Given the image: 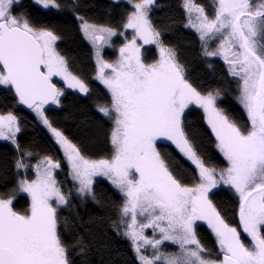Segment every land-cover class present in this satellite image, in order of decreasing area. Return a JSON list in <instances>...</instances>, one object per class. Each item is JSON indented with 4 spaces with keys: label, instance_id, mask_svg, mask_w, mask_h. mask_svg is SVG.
<instances>
[{
    "label": "snow or ice",
    "instance_id": "obj_1",
    "mask_svg": "<svg viewBox=\"0 0 264 264\" xmlns=\"http://www.w3.org/2000/svg\"><path fill=\"white\" fill-rule=\"evenodd\" d=\"M34 2L71 17L92 47L106 96L94 102L99 118L86 116L74 133L50 118L45 105H61L65 92L54 78L91 95L60 47L68 27L36 22L18 11L20 0H0V86L37 115L59 152L57 158L35 141L22 143L21 117L0 112V140L12 145L0 160V264H94V255L95 264H115L118 250L105 228L134 253L123 264H264V0H113L102 16L85 0ZM160 9L165 17L155 15ZM178 23L194 31L201 60L223 59L243 116L218 106L220 88L192 81L166 39ZM113 37L123 43L107 59ZM145 45L158 55L149 59ZM192 105L203 110L222 163L189 130ZM100 135L110 151L93 158L87 151ZM165 142L187 167L159 146ZM65 169L71 187L58 179ZM98 176L111 182L119 200L97 192ZM219 191L233 194L230 205L215 199ZM22 194L27 203L17 207ZM89 201L101 215L82 214ZM201 222L215 237V250L203 242Z\"/></svg>",
    "mask_w": 264,
    "mask_h": 264
},
{
    "label": "trees",
    "instance_id": "obj_2",
    "mask_svg": "<svg viewBox=\"0 0 264 264\" xmlns=\"http://www.w3.org/2000/svg\"><path fill=\"white\" fill-rule=\"evenodd\" d=\"M86 3H95L99 6L97 9L98 15H103V9L112 5L113 0H85ZM163 3H175V0H162ZM207 2V0H201ZM127 1L121 0V4ZM21 7L18 11H27L32 14L33 19L41 24H51L57 26H67L68 31L65 33V39L60 42V47L63 53L69 58L70 65L74 72L80 74L85 78L89 84L91 95L79 93L77 90L65 87L64 83L55 80L59 87L64 88V96L62 97L61 105L46 106L49 109V116L55 117L68 132L74 133L77 129V124L85 119V117L99 118L94 108V102L100 97L106 96V89L103 84L95 78V60L92 56V47L88 41L84 40L82 36L75 30L70 16L63 14L49 13L47 10L42 9L36 5L33 0H20ZM114 7V5H113ZM155 15L157 17H165V10H157ZM167 15H172L168 13ZM178 18L180 13L175 11ZM159 22V21H158ZM163 22H167L164 20ZM127 35L130 36L129 30ZM166 39L175 45L178 49L182 61L186 63L188 73L192 81L203 89L213 90L216 88L221 89V95L217 101L218 106L225 109L229 114L241 117L244 115L241 106L236 100V85L232 78L226 75V68L224 61L219 57H211L208 60H201L199 56V44L196 41V36L193 30L186 29L179 23L174 31L166 34ZM115 47L105 50V58L115 59L118 56V46L123 43V37L114 38ZM142 52L151 59L158 55L154 45H145ZM208 64L213 65L209 68ZM214 69V70H213ZM191 111L186 110L187 122L189 130L196 134L199 142L206 152L216 163H222L223 157L219 150L215 148L214 136L211 133L210 127L207 125L204 117L203 110L196 106H190ZM5 110H12L23 120V131L19 134L18 138L22 143H32L35 141L40 149L50 151L59 158V152L53 148L50 143V133L45 127L41 125L37 117L31 110L24 108L22 104H17L13 95L6 91L3 86H0V112ZM54 110V111H52ZM65 117H72L64 119ZM107 127V125H105ZM169 142L159 145L162 149H167L180 164L187 167L183 160H180L176 153L173 151L174 146H169ZM110 151V145L107 140L102 136H97L91 141L87 154L93 158L106 156ZM12 145L10 142L0 140V160L5 154H11ZM63 164V161H62ZM58 179L66 181V186L71 187V180L67 177L66 169L64 172L59 173ZM95 185L96 190L105 198L119 200L120 194L107 180L98 178ZM216 200L230 205L233 199V194L227 191L217 192ZM17 207H23L27 203L26 194H22L15 202ZM82 214L87 216L101 215L98 206L89 201L86 208L81 209ZM66 215L68 213H65ZM202 227L199 229L203 242L207 247L215 250V237L211 234V230L206 224L201 223ZM107 238L111 240L112 246L118 251L112 253L115 264H123L124 261L131 262L134 253L130 250L128 241L116 237L115 233L105 228ZM168 250H175V247L168 244ZM93 262L99 259L97 256L92 257ZM79 264V261H78Z\"/></svg>",
    "mask_w": 264,
    "mask_h": 264
},
{
    "label": "rangeland",
    "instance_id": "obj_3",
    "mask_svg": "<svg viewBox=\"0 0 264 264\" xmlns=\"http://www.w3.org/2000/svg\"><path fill=\"white\" fill-rule=\"evenodd\" d=\"M34 1V0H33ZM124 1H127V0H124ZM114 38L115 37H113V40H114ZM89 43V42H88ZM90 44V43H89ZM108 48H112V47H108V46H106L105 47V50L106 49H108ZM219 58H221V57H219ZM222 59V58H221ZM223 60V59H222ZM54 80H57V81H60V82H62V83H64L63 81H62V79L60 78V77H56V78H54ZM64 85H65V87H67V85L64 83ZM68 88V87H67ZM74 90H76V89H74ZM78 91V90H77ZM193 106H196V107H199L198 105H193ZM45 108H46V105H45ZM200 108V107H199ZM201 109V108H200ZM32 111V110H31ZM33 112V111H32ZM34 113V112H33ZM34 115L37 117V115L34 113ZM37 119H38V117H37ZM38 121H39V119H38ZM40 122V121H39ZM42 125V124H41ZM43 126V125H42ZM44 127V126H43ZM170 143V142H169ZM98 178H102V179H105V180H107L110 184H111V182L106 178V177H102V176H98V177H96V179H98ZM112 185V184H111ZM201 223H203V222H201ZM147 234L148 235H151V230L149 229V230H147ZM166 244H170L169 242H166Z\"/></svg>",
    "mask_w": 264,
    "mask_h": 264
},
{
    "label": "water",
    "instance_id": "obj_4",
    "mask_svg": "<svg viewBox=\"0 0 264 264\" xmlns=\"http://www.w3.org/2000/svg\"><path fill=\"white\" fill-rule=\"evenodd\" d=\"M50 105H52V104H49V105H46V106H50ZM24 106V108H26V109H28V110H31V109H29L26 105H23Z\"/></svg>",
    "mask_w": 264,
    "mask_h": 264
}]
</instances>
